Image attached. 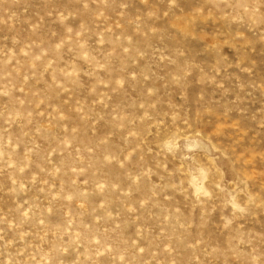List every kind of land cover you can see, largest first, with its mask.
I'll return each instance as SVG.
<instances>
[{
    "label": "rangeland",
    "instance_id": "obj_1",
    "mask_svg": "<svg viewBox=\"0 0 264 264\" xmlns=\"http://www.w3.org/2000/svg\"><path fill=\"white\" fill-rule=\"evenodd\" d=\"M0 264H264V0H0Z\"/></svg>",
    "mask_w": 264,
    "mask_h": 264
}]
</instances>
